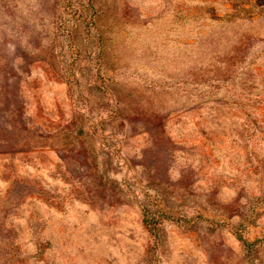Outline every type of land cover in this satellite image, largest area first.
<instances>
[{"label":"rangeland","instance_id":"374dc122","mask_svg":"<svg viewBox=\"0 0 264 264\" xmlns=\"http://www.w3.org/2000/svg\"><path fill=\"white\" fill-rule=\"evenodd\" d=\"M0 264H264V0H0Z\"/></svg>","mask_w":264,"mask_h":264},{"label":"trees","instance_id":"16d2710c","mask_svg":"<svg viewBox=\"0 0 264 264\" xmlns=\"http://www.w3.org/2000/svg\"><path fill=\"white\" fill-rule=\"evenodd\" d=\"M143 214V222L144 224H146V226L148 227V229L152 232L155 233V228L157 226V219L155 218L154 215L150 214L148 210H143L142 212ZM239 239L241 240L242 244L249 246L251 245L250 242H247L245 239H243L242 237H239Z\"/></svg>","mask_w":264,"mask_h":264}]
</instances>
